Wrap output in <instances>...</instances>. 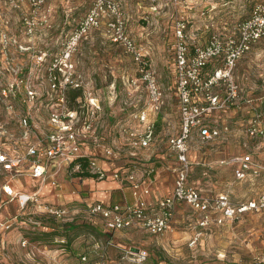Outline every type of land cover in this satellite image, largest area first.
Masks as SVG:
<instances>
[{
  "label": "rangeland",
  "instance_id": "obj_1",
  "mask_svg": "<svg viewBox=\"0 0 264 264\" xmlns=\"http://www.w3.org/2000/svg\"><path fill=\"white\" fill-rule=\"evenodd\" d=\"M92 1L47 0L41 10L30 14L25 1L14 6L8 0H0V86L15 82L18 77H26L30 88L35 91L32 100L23 101V86L13 83L16 93L10 100L15 113L0 111V131L2 127L6 128L13 133V139H6L9 136L6 131L0 132V141H11L17 145L15 140L21 130L14 114L28 111L34 122L45 125L58 92L51 89L46 80L53 62L61 69L65 63L72 64L71 76L80 86L65 87L71 102L75 92L80 94L81 101L87 96L97 98L100 115L95 128L100 144L114 147L121 139L123 128H119V124L135 123L132 113L145 106L146 90L142 84L133 86L128 81L136 74L132 57L120 44L105 36L102 26L72 42L71 35ZM119 1L124 16L128 18V33L136 42H142L149 48L144 50L146 58L152 62L158 79H161L164 94L162 116L170 120L171 125H176L178 111L172 47L174 17L182 15L186 19V35L191 45L202 44L212 33L224 38L235 36L237 24L249 16L255 4L264 0ZM25 16L33 21L30 31ZM211 62L214 63L206 67L208 73L222 64V57ZM61 69H56V73L59 72L56 75L61 76L65 72ZM232 73L237 84V99L233 105L214 111L211 123L220 128L227 125V129H222L215 142L201 148L212 160L244 150L245 153L252 152L261 165L260 170L246 180L233 181L227 174L228 170L194 164L190 177L200 178L208 188L211 187L210 178L214 177L217 189H230L233 192L229 193L230 197L238 201L264 192V135L250 136L246 132L251 122L264 126V35L237 60ZM212 89L220 96L228 91L222 81ZM160 132L161 142H164L168 133L166 127ZM162 150L166 156L171 155L167 146ZM199 169L200 172L206 170L209 176L202 172L198 174ZM3 176L4 173H0V185L4 183ZM0 190L1 212L5 203L1 201V187ZM65 206L69 209L67 216L60 218L46 213L55 218H49L47 222L36 217L43 214L39 211H31L27 215L20 212L15 219L0 218L2 222L11 221L8 227L0 225V264H264V208L247 210L221 223L200 228L195 223L197 213L185 206V224L173 225V229L164 236L144 238V247L150 246L151 250L153 246L155 250L147 249L146 259L137 262L125 256L123 248L139 244L138 240H127L125 247H105V234L108 233L81 223L84 218L90 220L86 212H79L83 216L74 217L76 223L72 230L62 224L72 215L70 205ZM20 216L27 217L31 223L20 226ZM53 221L58 225V233L44 234L51 229L46 223ZM199 229H202V235L194 245H190L193 232ZM96 241L97 247L94 246Z\"/></svg>",
  "mask_w": 264,
  "mask_h": 264
},
{
  "label": "built area",
  "instance_id": "obj_2",
  "mask_svg": "<svg viewBox=\"0 0 264 264\" xmlns=\"http://www.w3.org/2000/svg\"><path fill=\"white\" fill-rule=\"evenodd\" d=\"M12 5L18 6L25 1L34 14L42 9L46 0H8ZM177 2L178 0H173ZM31 30L33 21L24 17ZM103 27L105 36L120 44L123 50L135 61L136 74L128 81L133 86L142 84L146 90L145 106L132 113L135 122L127 128V137L133 146L147 147L153 140L155 122L149 119L147 110L155 112L161 110L164 103L163 90L158 82L152 62L146 58L145 52L136 40L128 33L126 20L119 0H93L90 7L81 17L75 27L71 38L72 42L88 34L92 29ZM187 22L184 16L176 15L173 19V73L175 80V96L179 122L177 130L171 132L167 138L169 151L174 153L179 165L174 172V185L171 193L157 202L156 208L148 210L142 204L121 206L118 203H104L95 201L87 206L90 215L97 216L109 230L129 227H141L153 234H161L173 229V210L177 201H183L198 212L196 224L205 228L209 224L221 223L226 218H234L237 214L247 210L264 208V192L257 197L245 201H234L225 192L207 194L201 192L188 181L190 161L188 150L190 139L194 130H197L199 140L202 142L217 137L222 128L211 125L207 116L216 110L233 105L237 99V84L233 79L232 69L237 60L247 52L251 46L264 35V1L255 4L248 17L237 24L235 36L224 38L212 33L202 44L191 45L186 35ZM221 56L222 64L213 68L209 73L206 67L214 62L213 59ZM64 68L52 63V69L46 75L51 89H57L56 100L51 105L45 125L32 120L29 112L14 114L21 134L15 142L0 141V173L7 174L8 178L20 173L25 166L35 177H40V184L31 192L17 191L7 182L0 185L2 192L16 200L20 208L33 206L39 212L49 213L55 217L63 218L69 213L64 204H55L42 198L41 186L48 180L52 185L58 186L59 181L55 175L64 169L65 175L72 178L74 173L88 169V172L99 179L105 178L107 172L99 166L97 159L84 147L87 141L101 145L102 156L111 160L117 156L114 147L100 144L96 132V118L100 109L98 100L94 96H87L77 106H71L68 99V88L80 86L71 76V63H65ZM56 69L65 71L61 76L56 75ZM17 79V78H16ZM26 77H18L15 82H8L0 86V111L15 113L14 104L10 100L16 93L13 83L23 86V101L32 100L35 91L30 88ZM224 82L227 93L220 96L213 91V87ZM68 88H65V87ZM87 99V100H86ZM13 117V116H12ZM2 127L0 132H6ZM8 132V131H7ZM246 132L250 136L264 135V126L251 122ZM6 139H13V133L8 132ZM9 137V138H8ZM23 147V148H22ZM85 157L87 164L77 160ZM237 165L234 175L238 179H245L258 174L261 165L252 160L249 154L234 159ZM148 171H153L149 168ZM113 178H120L118 171L111 172ZM130 179L132 175L128 176ZM133 193L139 194L140 185L132 184ZM144 187L141 193H148ZM1 191V190H0ZM11 221H0V225L8 227ZM202 235V229L195 230L189 240L194 245ZM125 255L128 258L141 262L146 259L148 252L144 248L126 247ZM85 259V256H82Z\"/></svg>",
  "mask_w": 264,
  "mask_h": 264
},
{
  "label": "crops",
  "instance_id": "obj_3",
  "mask_svg": "<svg viewBox=\"0 0 264 264\" xmlns=\"http://www.w3.org/2000/svg\"><path fill=\"white\" fill-rule=\"evenodd\" d=\"M153 7L155 8V6ZM125 20L128 22V18L125 17ZM137 44L141 46L142 49L145 51L149 49L145 44H142V42L137 41ZM153 68L155 70L158 79V73L156 71V68L154 66ZM160 80L161 79L159 78L158 79L159 84H160ZM162 108L158 112H155L151 109L147 110L148 118L153 119L155 122L154 137L152 142L147 147L133 146L129 138L127 137V128L132 124L128 125V122L121 123L119 124V128L120 127L123 128L122 133H120L121 139L118 141V143L114 145L117 151V156L115 158L111 160H105L102 156L101 145L95 144L92 141H87L86 144L84 145L86 150L93 157L97 159L99 166H101L107 172L108 175L105 178L99 179L88 171L86 173H83L82 175L68 178L65 175L64 169H61L55 175V178L59 181L58 186L52 185L48 180L41 186L42 198L48 202L55 204H65V205L69 204L70 205L69 207H71L70 212L72 214L70 215V217H68L69 219H72L73 217L75 218L81 217L83 216V214L80 213L79 215V212H86L87 214L86 216L90 217L89 219L92 221V223L97 224L98 222L99 224L102 225V228L104 227V225L101 223L99 217L90 215L87 209L85 210V207L87 208L88 205H90L95 201H102L104 203H118L121 206H126L131 204H142L148 210H153V208H156L157 202L171 193L174 185L175 168L179 165V162L174 153L170 152L171 155L166 156L162 150L166 146L168 147L167 145L168 135L171 132L177 130L178 128V123L176 125H171L170 120L167 121V118L162 116L163 115ZM99 115L100 113L98 112V117ZM213 116H214V112L211 113L209 116H207V121L209 122V124H211L212 121H214ZM98 117L96 118V122H95L96 126H97V121H99ZM178 122H179V114H178ZM164 127H166L168 133L164 138L165 139L164 142H161L163 138L160 136L161 133L160 130L161 128ZM218 137L219 136L211 140L202 142L199 140L197 130H194L192 137L190 139V147L188 150V159L191 164L190 172L188 174V181L203 193L217 194V193L225 192L230 197L229 193H233V192L230 189H227L229 192L227 190L217 189L218 188L216 187L217 180L214 177L211 176L212 178H210L211 187L209 188L206 187L207 184H204L200 180V178L193 179L190 177L191 173L193 172L194 164L196 165L208 164L209 167H214V168L219 167V169L221 170H228L227 174L230 177V179L233 181L246 180L251 177L249 176L245 179H238L234 175V168L237 165L234 159L240 156H244L245 154H249V153H245V150L240 152L239 154H234L229 157L217 158L214 160H212L210 157L207 156L206 151L201 147H203L208 143L215 142L217 140L216 138ZM249 155L251 156L252 160L257 162L254 159L252 152ZM149 168H153V171L152 172L148 171ZM113 171H118L120 174V178L118 179L113 178L111 176V172ZM201 172L209 176V173L206 170H202ZM201 172L199 169L198 174ZM129 175H132L133 178L130 179L128 177ZM3 178H4V182H6L7 180V182L13 187V189L17 191L31 192L35 190L40 184V177L33 176L30 170L27 168V166H25V168L20 173L17 174L15 173L11 175L9 178L7 174H4ZM134 182H137L140 185L139 194L137 196L133 193L132 184ZM144 187H148L149 189L148 193H141V190ZM2 196L3 197L1 198V201H4L5 204L4 205L2 204L3 207L0 212V218L15 219L20 212H22L23 215H27L26 213L31 214L30 213L31 211H35V212L38 211L36 208H33L31 205H28L25 208H20L15 199H13L12 197L8 196L5 193H3ZM245 200L247 199L238 200V201H245ZM185 206H188L189 209L196 212L198 217L197 211H195L185 202L177 201L174 205V210H173L174 226H176V224L180 225V223L185 224L184 221L185 218H183L184 217L183 207ZM30 208H32V210ZM19 218L20 219L18 221L20 223V226H25L26 224L31 223V221L28 220L27 217L22 218V216H20ZM196 219H195V223H196ZM213 223L216 224L215 222ZM104 232L108 233L105 234L106 235L105 245H104L105 247L106 246L125 247L126 245L124 243L128 242L127 240H131L132 242L138 240L139 244H129L128 247L132 246L136 248L146 249L142 244V240H144V238L164 236L168 232H170V230L165 231L161 234H153L144 228L133 226L129 228L115 229V230H109L104 227ZM118 237H120L119 240ZM98 245L99 244L96 241L94 246L97 247ZM149 248L150 246L147 248L149 251L155 250L153 246H151V250Z\"/></svg>",
  "mask_w": 264,
  "mask_h": 264
},
{
  "label": "trees",
  "instance_id": "obj_4",
  "mask_svg": "<svg viewBox=\"0 0 264 264\" xmlns=\"http://www.w3.org/2000/svg\"><path fill=\"white\" fill-rule=\"evenodd\" d=\"M74 97H73V102H71L70 100H69V102H70V105L71 106H77L80 102H81V96H80V94L79 93H77V92H75L74 93V95H73ZM77 160H81V162L84 164V166L87 164V160H86V158L85 157H83V156H81V157H78V159ZM88 171V169H86V167H84V170L83 171H80V172H76V173H74V176L73 177H75V176H78V175H82L83 173H86ZM65 205V204H64ZM68 206H69V204H67ZM87 208L85 207V210H86ZM36 217L37 218H40V220L41 221H43V220H45V222H47L46 220H48L49 218L51 219V220H54L55 218H53V217H51V216H49V215H46V214H40L39 213V215H36ZM57 221V220H56ZM76 220L74 219V217L72 218V219H70V220H67V221H65L64 223H62L63 225H65L66 227H68V229L69 230H72V227H73V225L76 223L75 222ZM81 221V223H83V222H85V223H87L88 225L90 224V225H93V226H95L99 231H103L104 232V227L102 228V225L101 224H99L98 222H97V224L95 223V224H93L92 223V221L91 220H85V218L84 219H82V220H80ZM55 221H53V222H49L48 224L46 223V226H50L51 227V229H49V230H46L45 232H44V234H50V233H53V234H57L58 233V231H59V228L57 227L58 225L56 224V223H54ZM101 223L103 224V222L101 221ZM104 225V224H103ZM94 227V228H95ZM52 231V232H51ZM67 242H68V240H67ZM69 243V242H68ZM82 256H84L83 254H81ZM81 256V257H82Z\"/></svg>",
  "mask_w": 264,
  "mask_h": 264
}]
</instances>
